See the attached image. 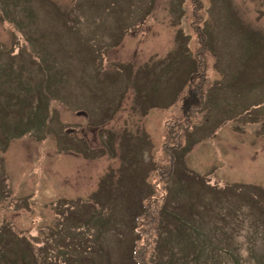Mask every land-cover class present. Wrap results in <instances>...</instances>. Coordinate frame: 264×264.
I'll use <instances>...</instances> for the list:
<instances>
[{"label": "rangeland", "instance_id": "1", "mask_svg": "<svg viewBox=\"0 0 264 264\" xmlns=\"http://www.w3.org/2000/svg\"><path fill=\"white\" fill-rule=\"evenodd\" d=\"M192 55L200 66L189 75ZM39 91L53 132L0 138L1 264L16 258L20 235L36 263L88 264L99 254L96 264H132V254L154 264L163 236L160 264L264 263L259 206L214 191L222 182L264 188V118L255 120L264 112V0H0V124L21 109L19 97ZM75 107L92 113L91 125ZM95 203L109 221L81 231L86 242L103 226L99 249L85 255L68 227ZM139 204L147 212L130 252V206ZM182 226L194 239L200 229L205 246L186 242ZM4 232L18 236L10 249Z\"/></svg>", "mask_w": 264, "mask_h": 264}, {"label": "trees", "instance_id": "2", "mask_svg": "<svg viewBox=\"0 0 264 264\" xmlns=\"http://www.w3.org/2000/svg\"><path fill=\"white\" fill-rule=\"evenodd\" d=\"M12 52H10V53H12ZM191 64L195 66L194 60L192 58H191ZM189 71H191V70H189ZM194 73L197 74L196 71H193V74ZM183 81L184 82L177 89V92L180 90V94H182L188 88V85H189V83L191 81V79H189V75L187 76V80H183ZM25 89H28V91H30L32 89V87H26ZM194 89H196V87H194ZM194 89H191V90H188V91H193ZM198 93H199V91H198V86H197V90L192 95H189V97L186 98V100H185V103H186L187 107H190L193 104V102L195 101V99H198ZM42 96L43 95H41V92H40V94H37L36 96L23 95L22 97H19L17 99V102L21 103V109H16L15 111L13 109H11V111L14 112V116L13 117H9L10 120H7L5 123L0 124V134L2 132V134L0 135V138L3 135L5 136L6 140H7L8 137H10V135H12V137H15V135L23 137V136L28 135V134H35L36 137H37V135H46L47 136L49 134V132H53V129H52L53 127L51 125V122H49L48 124L46 123V119H47V116H48V106L46 105L45 101L43 102ZM205 99H206V97H205ZM13 103L14 104L16 103L15 99H14ZM13 103H11V104L13 105ZM262 103L264 105V102H262ZM7 107H9V101H7ZM108 107H109V104L108 105L101 104L100 108H101V110L102 109L103 110H108ZM8 112L9 111H7L6 113H8ZM247 112L248 111H246L245 113H247ZM260 117L264 118V112L263 111L259 112V114H258V116L256 117L255 120L257 121ZM88 118L89 119L92 118V113L89 112ZM5 131L7 132L6 134H5ZM108 131L110 133H112V131H110V130H108ZM194 131H195V128L194 129L192 128L191 130H188V131L185 132L186 140L189 139V137H190L189 135L191 133H193ZM75 140L77 142L81 141L82 144L85 147V150L82 152V151L79 150V144H78L76 146V150L78 149L77 150L78 152H82V154H89L90 153L89 151H87V147H88L87 144L88 143H86L85 139L79 137V138H75ZM187 146H188V144L186 143V148H187ZM5 147H6V143L5 144H1L0 143V149H3V148L5 149ZM110 149H111V147H110ZM111 151H113V150H111ZM0 161H1V159H0ZM0 164H2V162ZM222 185H223L222 187L220 185H218V186H220V188H218V187L215 188V190H214L215 193H218V192L219 193H224V195L227 198H229V202H231V200H233L235 202V199H236L239 203H243V204H247V203L243 202V199L245 197L250 196L251 197V201L246 206H248L249 208L250 207L253 208L256 211V213L262 211L261 213L264 214V188H260V187L257 186L256 190H253V189L246 188L245 185H236V186L234 185V186H232V187H230L228 189H225L224 188L225 186H229V185H232V184L226 185V184H224V182H222ZM234 187H237V189L241 187V190L239 191L238 194L235 193L237 189H232ZM153 188L154 187L152 186V190H153ZM231 189L234 190L235 192L232 193ZM152 190H151V192H152ZM151 192L146 194V198H148L150 196ZM215 193H214V197H215ZM142 199L143 198L141 196V198H140L141 202H142ZM251 204H257L261 210L259 211L256 206L251 205ZM87 206L92 208V213L89 214V216H88V218L86 220L82 221V224H75V226H73V227H68V231H69L70 235L72 237H74V242L78 241L77 244H75V246H77L79 248L80 247L83 248V251H84L85 255H91L95 250L99 249V246H97L98 247L97 249L95 247L96 242L94 240V237L95 236L96 237L99 236V234L103 230V226L99 224L97 227H95V230H93V232L90 235L88 241H86V242H82V240H80V237H82V238L86 237V235L85 236L81 235V230L84 229L85 226H89V223L93 222L94 220H99V221H101L103 223L104 221H109V218H108V216H105V215L102 216V214L99 213L100 207H95L93 204L92 205H86V207ZM143 206H144V204H141V205L139 204V206L137 208L135 207V209L130 206V208L132 210L130 214L132 215L131 217H132V220H133L132 221L133 222L132 228L134 229V233H135L134 234L135 239L131 243L130 252L134 251V248H135V245H136V242H137V239H138V235H139L138 227L140 225L139 219H141L142 216L147 212V208H145V206L144 207ZM162 207H163L162 212L167 213L165 208H164V206H162ZM228 208H231V204H230V206ZM78 209H79V207L76 210H78ZM65 210H66V213L64 215V218H63L64 220L63 221L66 220L67 215L69 213L71 214V213H73L75 211V207L71 206V209L68 207V209H65ZM130 214H129V217H130ZM169 216L171 217V215H169ZM240 216H244V212H242L240 214ZM163 217H166V216H163ZM166 220H168L167 217H166ZM176 220L178 221V219H176ZM126 223H129V220ZM62 224L59 226V228H61ZM182 227L184 228V230L179 229L180 230L179 232L182 235H184V240L186 242L188 241L190 244H192V243L195 244V243L198 242L199 246L196 247V249H200V247L204 243L203 239L200 238L202 236L199 235V234H201V230L197 229V233H199L198 234V238L194 239V236L191 234V231L187 230V228L185 226H182ZM26 238L27 237H25V239ZM25 239L22 238V237L20 238V240L18 242L20 247L24 246V244L22 243V240L24 241ZM58 240L59 241H64V242H68L69 238L65 237L64 235H62V236H58ZM26 242H29V241L27 240ZM64 242H61L62 244L60 246H58L59 250H61L63 248V243ZM162 242H164V236H163V238L159 237V241H158V246L160 247L159 249H160L161 255H162V245H161ZM26 246H27V244H26ZM187 246H188V244H187ZM203 246H205V244H203ZM197 251H199V250H197ZM96 254H98V252ZM161 255L158 256L155 259L154 264H160L161 263V261H162V259L160 258ZM199 255H200V253H198L197 258L199 257ZM94 256H95V258H92V260L89 261L88 264H96V261L98 259L99 254L98 255H94ZM104 257H105L104 254H102L101 255V260L102 259L104 260ZM129 257H130V260H131L132 264H140L139 261H136V260L133 263L132 254ZM162 257H163V255H162ZM17 258H15L13 260L14 263H16V264H60V261L54 260V259H52L50 257H40L39 260H38V263H36V260L34 259V255L31 254V252L27 248H25V250L23 251L22 254H19V259H17ZM63 259L65 260L64 264H71L70 263L71 261H75V264H85V261H81L79 258H74V259L68 260L65 257H63Z\"/></svg>", "mask_w": 264, "mask_h": 264}]
</instances>
